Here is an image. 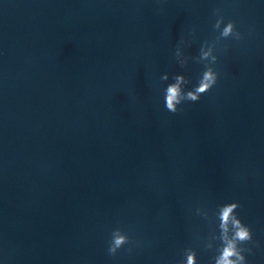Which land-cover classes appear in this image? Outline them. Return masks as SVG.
<instances>
[{
	"label": "water",
	"instance_id": "obj_1",
	"mask_svg": "<svg viewBox=\"0 0 264 264\" xmlns=\"http://www.w3.org/2000/svg\"><path fill=\"white\" fill-rule=\"evenodd\" d=\"M0 264H264V0H0Z\"/></svg>",
	"mask_w": 264,
	"mask_h": 264
},
{
	"label": "clouds",
	"instance_id": "obj_2",
	"mask_svg": "<svg viewBox=\"0 0 264 264\" xmlns=\"http://www.w3.org/2000/svg\"><path fill=\"white\" fill-rule=\"evenodd\" d=\"M231 32V25H229L228 28L225 29V35H227L228 33ZM207 79L212 81L213 83L215 82L214 81V77L209 73L207 75ZM206 87H208V85H204L201 89H199V91H203ZM168 102H167V107L172 110V111H175V103L177 102V96H178V91H177V88L176 87H170L169 90H168ZM190 98L192 100H197L198 97H196L195 95L193 94H189ZM229 214V210L226 209L225 211V218H227V215ZM238 236L241 238V239H245V238H248V233H247V230L245 229H242L239 233H238ZM122 241L121 240H117V245H119Z\"/></svg>",
	"mask_w": 264,
	"mask_h": 264
}]
</instances>
